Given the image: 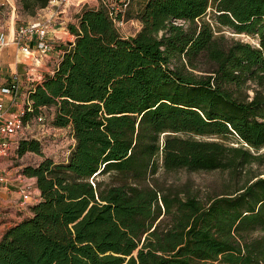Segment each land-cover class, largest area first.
Instances as JSON below:
<instances>
[{"label": "trees", "instance_id": "1", "mask_svg": "<svg viewBox=\"0 0 264 264\" xmlns=\"http://www.w3.org/2000/svg\"><path fill=\"white\" fill-rule=\"evenodd\" d=\"M19 1L34 18L50 0ZM130 16L141 28L126 36L83 7L30 90L25 123L52 108L72 145L57 160L40 138L17 140L19 156L43 155L21 168L41 198L0 233V264H264V0H139ZM161 168L233 183L183 196Z\"/></svg>", "mask_w": 264, "mask_h": 264}, {"label": "rangeland", "instance_id": "2", "mask_svg": "<svg viewBox=\"0 0 264 264\" xmlns=\"http://www.w3.org/2000/svg\"><path fill=\"white\" fill-rule=\"evenodd\" d=\"M138 1L139 0L130 1L127 11L128 17L131 18L130 14L135 13ZM4 2L5 3H3V7L0 11V29L8 32L11 28L12 21L15 23L16 27H18L21 23L33 18L29 11L23 8L19 0H4ZM78 9L79 8L72 6L61 14V19H66L67 21V28L68 22L76 20ZM133 19V22L129 21L123 28H120L122 34L132 35L141 28L140 20L135 17H133ZM68 31V34L64 36L65 38H61L57 41V44L53 46V48L56 47L57 49V52H55V54L58 55L57 60H55L54 57L53 62L47 61L44 63L41 59L42 66L38 68L35 66L37 68V70L35 69L37 77L39 78L40 74H42V77L39 80L43 79L45 70L51 71L56 66L59 54L61 53V45L63 44V41H72L74 39L75 36L70 32L69 28ZM220 32H223L228 37L241 38L253 43L257 42V38L255 36L247 33L235 32L228 26H223ZM23 59L28 62H32V65L35 64L32 56H25ZM42 113L44 114L42 118H29L26 122L24 130L17 134L16 139L18 140L20 137L40 138L44 155L53 156L57 160L65 159L72 145V137L67 131L59 129L57 126L52 124V108H44ZM229 140L233 142L236 141L235 137H231ZM262 150H264V147ZM42 157V154L34 151H27L18 158L13 155L10 166L22 164L21 168H23L24 165L29 163L36 164L42 159ZM253 168L255 171L263 172L261 175H264V164H254ZM155 178H157L156 180L165 188L166 191L177 192L183 196L186 193H193L203 198L230 190L232 187L231 184L233 183V177H231L230 172L228 170L219 169L206 171L189 170L186 168L178 170H165L164 168H161L155 175Z\"/></svg>", "mask_w": 264, "mask_h": 264}, {"label": "built area", "instance_id": "3", "mask_svg": "<svg viewBox=\"0 0 264 264\" xmlns=\"http://www.w3.org/2000/svg\"><path fill=\"white\" fill-rule=\"evenodd\" d=\"M131 0H50L48 5L42 8L38 15L28 21L21 23L10 37L9 33L0 29V53L4 46L11 41L18 44L21 50L40 62L41 54L47 52L54 46L55 40L52 35L57 31L56 22L61 19L68 8L75 6L78 13L85 6L103 7L107 10L116 27L120 30L129 21L133 22V17H128L127 11ZM0 3H5L0 1ZM14 7V6H13ZM66 29L67 24H66ZM121 32V31H120ZM122 33V32H121ZM128 36V35H126ZM62 50V48H61ZM62 56V51L59 58ZM59 60V59H58ZM34 65L29 67L33 68ZM54 71V68H53ZM33 77L34 74L30 73ZM36 77V79H40ZM4 94L11 96L12 103L15 102L22 90V75L18 71L11 74L8 84L1 87ZM27 104H30L28 97ZM29 106L24 105L20 108L9 109L4 98L0 97V182H9L14 177L11 176L7 167L2 164L5 157L10 156L18 148V142L15 138L19 132L24 130L26 123L24 113ZM41 118L43 115L40 116ZM67 131L70 126L57 127ZM15 178L19 182V191L22 194L20 200L21 206H28L40 200L41 193L37 185L36 177L17 169Z\"/></svg>", "mask_w": 264, "mask_h": 264}, {"label": "crops", "instance_id": "4", "mask_svg": "<svg viewBox=\"0 0 264 264\" xmlns=\"http://www.w3.org/2000/svg\"><path fill=\"white\" fill-rule=\"evenodd\" d=\"M66 24V19H60L56 22L57 31L52 35L53 39L55 40L54 45L57 44V41H59L61 38H65L64 36L68 34L67 32L69 31L66 29ZM16 28L17 27L15 23L12 21L11 28L8 31L10 37L15 34ZM70 42L71 41L69 40H66V42L63 41V44L61 45L62 50L63 48H66ZM55 52H57L56 47H52L47 52L41 54V59L44 63H46L47 61L53 62L54 57L55 60H57L58 58V55L55 54ZM25 56L30 57L29 54L21 50L18 44L12 41L4 46L0 53V97L5 99L9 109L20 108L24 105H27L30 90L35 87L36 82L41 81L39 79H36L37 75L35 72L38 67L42 66L41 60L40 62H36L32 57L35 64H33V68L29 69V67L32 65V62L24 60L23 58ZM14 71H18L22 75V90L17 100L12 103L11 96L8 94H4L1 90V87L5 84H8L11 74ZM52 72L53 69L51 71L45 70L44 75ZM30 73H33L34 76L31 77ZM13 155L14 157L18 158V151H14L10 156L5 157L2 161V164L9 169L11 176L14 178L7 183L0 182V233L7 225L11 224L12 222L20 218L22 214L27 212V208L25 206H21L20 204L22 194L19 191V182L15 178L16 171L17 169H20L22 167V164L10 166V164L12 163L11 160Z\"/></svg>", "mask_w": 264, "mask_h": 264}, {"label": "water", "instance_id": "5", "mask_svg": "<svg viewBox=\"0 0 264 264\" xmlns=\"http://www.w3.org/2000/svg\"><path fill=\"white\" fill-rule=\"evenodd\" d=\"M47 74H48V73H47ZM47 74H46V75H47Z\"/></svg>", "mask_w": 264, "mask_h": 264}]
</instances>
